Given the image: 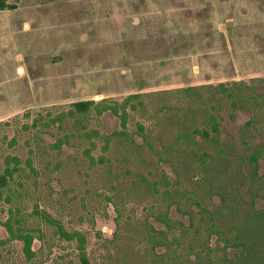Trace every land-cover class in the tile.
Instances as JSON below:
<instances>
[{
    "label": "rangeland",
    "instance_id": "rangeland-1",
    "mask_svg": "<svg viewBox=\"0 0 264 264\" xmlns=\"http://www.w3.org/2000/svg\"><path fill=\"white\" fill-rule=\"evenodd\" d=\"M0 2V175L18 161L0 264H78L36 210L82 233L90 264L219 260L218 232L264 209V0ZM129 96L125 130L68 115Z\"/></svg>",
    "mask_w": 264,
    "mask_h": 264
},
{
    "label": "trees",
    "instance_id": "trees-1",
    "mask_svg": "<svg viewBox=\"0 0 264 264\" xmlns=\"http://www.w3.org/2000/svg\"><path fill=\"white\" fill-rule=\"evenodd\" d=\"M0 6L2 8L4 7L1 2ZM219 87L222 90L224 89L222 85ZM223 91L227 92L226 90ZM132 98H135V96H129L121 103L112 104L104 101L76 102L72 104V109L68 111V115H85L92 110H94L96 114L101 115L109 111L111 114L119 118L120 127L122 130H125L128 116L126 108L129 100ZM211 132L214 134L218 133L216 118L213 116L211 117ZM201 134L206 139L210 137V134L206 131H202ZM113 135H115V133H113ZM111 136L112 135L106 137V140L108 141ZM56 146L59 147L60 142H58ZM89 159L92 161L90 156ZM257 160V155H251L248 159L250 167L253 169L252 175H255ZM5 164L6 167L4 172L0 175V198L2 197L3 189L7 187L8 181L12 178L14 173L18 171L15 166L18 164V161L15 158H6ZM10 165H13V167H10ZM34 214L45 224L52 227L54 233L61 240L74 244L78 264H90L85 248L86 239L82 233L77 231H66L59 221L53 219L45 211L36 210ZM190 226H192V220L190 222ZM5 227L11 238L17 239L22 243V253L26 260H32L35 255L32 250L34 237L20 228L13 231L12 227L8 223H6ZM218 233L224 236L221 248L222 255L219 260H209L208 264H264V209L258 210L251 208L249 211H246L243 214V220L240 222L239 226L236 225L234 227V233L232 236H226V233ZM228 249L230 250L231 255L227 252Z\"/></svg>",
    "mask_w": 264,
    "mask_h": 264
}]
</instances>
